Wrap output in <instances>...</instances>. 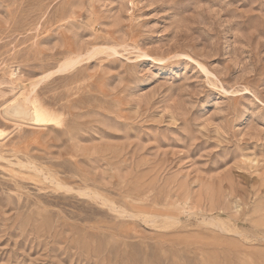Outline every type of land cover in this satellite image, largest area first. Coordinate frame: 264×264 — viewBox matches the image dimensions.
I'll use <instances>...</instances> for the list:
<instances>
[{
    "label": "rangeland",
    "instance_id": "1",
    "mask_svg": "<svg viewBox=\"0 0 264 264\" xmlns=\"http://www.w3.org/2000/svg\"><path fill=\"white\" fill-rule=\"evenodd\" d=\"M0 264H264V0H0Z\"/></svg>",
    "mask_w": 264,
    "mask_h": 264
},
{
    "label": "bare ground",
    "instance_id": "2",
    "mask_svg": "<svg viewBox=\"0 0 264 264\" xmlns=\"http://www.w3.org/2000/svg\"><path fill=\"white\" fill-rule=\"evenodd\" d=\"M110 47V46H109ZM108 47V48H109ZM112 49V48H111ZM99 50V49H98ZM110 50V49H109ZM92 51V50H91ZM105 51V50H104ZM103 52V51H102ZM101 52V53H102ZM112 52H113V50H112ZM114 52H115V50H114ZM94 53H92V55H93ZM80 55V54H79ZM77 57H80V56H77ZM82 57H83V54H82ZM76 59V58H75ZM74 59V60H75ZM65 59L62 61L63 63L60 65H58V70L56 69V71H62V70H64L65 68H67V67H65V66H67V65H69V64H71L70 62H72L73 60H69L68 59V61L66 60L65 62ZM76 61V60H75ZM84 61V60H83ZM74 62V61H73ZM72 62V63H73ZM73 65V64H72ZM76 65V64H75ZM74 66V65H73ZM68 67H70V66H68ZM48 75H50V74H47V76L46 77H48ZM45 76V75H44ZM45 78V77H44ZM43 78V79H44ZM42 79V78H41ZM31 85L33 86V83H31ZM35 88V87H34ZM33 89V88H32ZM22 100H23V102H24V104L26 105V110L25 111H23V110H13L12 112H8L7 110L4 112L5 113V115L7 116V117H14V118H19V119H29V120H31V121H33L34 123H32V124H38V125H49V124H53V118L50 116V115H48L46 112H44L43 110H41L39 107H37V106H35V105H33V104H29L30 102H29V100H27V99H21L20 101L22 102ZM20 102V103H21ZM26 166V165H25ZM22 167V166H21ZM34 167V166H33ZM34 169H36L35 167H34ZM45 178H46V176H44ZM91 191V190H90ZM95 197V195L93 196V198ZM114 208V207H113ZM116 210V209H115ZM125 211V210H124ZM119 212H121L122 213V210H120ZM120 213V214H121ZM123 215H124V212L122 213ZM151 219V218H150Z\"/></svg>",
    "mask_w": 264,
    "mask_h": 264
}]
</instances>
